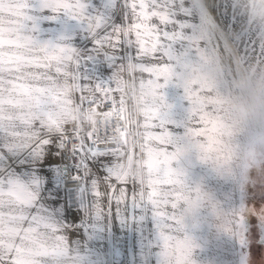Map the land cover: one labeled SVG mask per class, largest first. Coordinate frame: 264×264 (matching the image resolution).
Instances as JSON below:
<instances>
[{"label": "rangeland", "instance_id": "rangeland-1", "mask_svg": "<svg viewBox=\"0 0 264 264\" xmlns=\"http://www.w3.org/2000/svg\"><path fill=\"white\" fill-rule=\"evenodd\" d=\"M87 2L90 13H106L120 23L114 10L107 11L105 0ZM177 2L174 16L187 36L197 38L212 30L227 43L222 49L201 45L190 59H178L168 83L158 81L163 87L151 93L147 74L115 70L114 79L126 81L122 96L128 104L129 143L123 147L122 142L113 167L130 181L146 176L147 157L141 155L145 130L140 126L152 122L156 126L148 131L157 137L167 134V139L154 140L149 147L168 154V166L183 173L172 189L180 223L172 226L168 250L175 242H187L183 264H251L230 224L242 215V179L247 172V209L255 210L262 223L264 241V220L258 215L264 210V0ZM36 20V39L57 42L63 37L82 52L89 47L77 23L63 14H37ZM67 71L71 73V65ZM95 75L103 80L109 70L97 65ZM57 87L65 99L78 100L69 76L57 78ZM160 112L169 126L159 127ZM56 189L54 179L42 201L51 223L41 224L39 230L15 204L0 209V241L14 258L26 264H163L162 242L148 211L127 207L117 214L113 204L111 214L93 211L88 235L65 234L63 201L54 194ZM204 192L213 194L218 213L204 201ZM102 203L107 211L106 198ZM243 241L248 243V237ZM167 264H176L174 255Z\"/></svg>", "mask_w": 264, "mask_h": 264}, {"label": "snow or ice", "instance_id": "snow-or-ice-1", "mask_svg": "<svg viewBox=\"0 0 264 264\" xmlns=\"http://www.w3.org/2000/svg\"><path fill=\"white\" fill-rule=\"evenodd\" d=\"M105 2L120 23L106 13H90L87 0H0V209L15 204L39 230L41 224L51 223L42 201L55 179L58 185L90 197L89 210L97 214H111L113 204L117 214L127 207L148 211L162 242L163 264L170 254L176 264H183L187 242H175L168 250L172 226L180 223L174 214L178 197L172 189L183 173L168 166V154L149 147L154 140L167 139V134L153 136L148 130L156 125L150 121L140 126L145 130L141 155L147 157L146 176L130 181L113 167L121 148L107 146L119 137L127 147L126 127L86 128L81 114L98 112L123 121L124 102L115 95L120 90L115 70L147 74L151 93L168 83L178 59H190L201 45L222 49L227 41L212 30L197 38L187 36L174 16L177 0ZM47 13H61L77 23L89 45L86 55L63 37L57 42L35 38L36 16ZM97 65L109 70L103 80L95 75ZM86 66L93 70L89 72ZM62 76L73 81L78 100L63 97L57 87V78ZM158 122L161 128L169 126L164 113ZM42 178H47L46 184ZM54 194L59 197V188ZM105 198L107 211L102 203ZM258 215L264 220V210ZM230 227L241 235L243 216L234 217ZM0 264L26 262L14 258L0 241Z\"/></svg>", "mask_w": 264, "mask_h": 264}, {"label": "built area", "instance_id": "built-area-1", "mask_svg": "<svg viewBox=\"0 0 264 264\" xmlns=\"http://www.w3.org/2000/svg\"><path fill=\"white\" fill-rule=\"evenodd\" d=\"M117 86L119 87V92H117L116 98L119 101L123 100V112L122 115L124 117L123 121L119 119H109L108 117L102 115L101 113H88L84 114L83 120L85 121V127L87 128L89 125L94 127H100L101 129L105 127L113 128L117 125L121 127H126L127 132H129V121H128V104L126 100L122 96L126 89V81H121L119 83L117 80ZM104 110H107L106 108ZM122 141L119 137H113V143L111 145H107L108 147H117L121 146ZM57 188H59L60 195L63 201V210L65 214V222H64V232L66 234L80 233L83 236L89 234V231L92 226V218L93 211L89 210L90 199L89 197H84L78 194L75 190L71 188H64L62 185L57 184Z\"/></svg>", "mask_w": 264, "mask_h": 264}, {"label": "trees", "instance_id": "trees-1", "mask_svg": "<svg viewBox=\"0 0 264 264\" xmlns=\"http://www.w3.org/2000/svg\"><path fill=\"white\" fill-rule=\"evenodd\" d=\"M248 170V169H246ZM247 173V172H246ZM246 173L243 176L242 193H241V213L243 216V232L239 235L240 239L244 236L248 237L249 244L242 242V248L246 249V254L249 253L251 257V264H264V241H262V223L258 219L255 210L247 209L246 196H247V178ZM247 241V240H246ZM243 253L245 251H242ZM243 256H246L245 253Z\"/></svg>", "mask_w": 264, "mask_h": 264}, {"label": "clouds", "instance_id": "clouds-1", "mask_svg": "<svg viewBox=\"0 0 264 264\" xmlns=\"http://www.w3.org/2000/svg\"><path fill=\"white\" fill-rule=\"evenodd\" d=\"M203 199L206 203H208L211 207V211L215 214L219 212V206L215 203H212L213 201V194L211 192H204L202 194Z\"/></svg>", "mask_w": 264, "mask_h": 264}, {"label": "bare ground", "instance_id": "bare-ground-1", "mask_svg": "<svg viewBox=\"0 0 264 264\" xmlns=\"http://www.w3.org/2000/svg\"><path fill=\"white\" fill-rule=\"evenodd\" d=\"M165 87V86H164ZM155 90V89H154ZM152 96V95H151ZM149 97V96H148ZM150 101V100H149ZM149 110V109H148ZM152 112V111H151ZM161 113V112H160ZM63 197V196H62ZM89 199H90V197H89ZM91 202V201H90ZM66 234V233H65ZM52 246H54V245H52Z\"/></svg>", "mask_w": 264, "mask_h": 264}]
</instances>
